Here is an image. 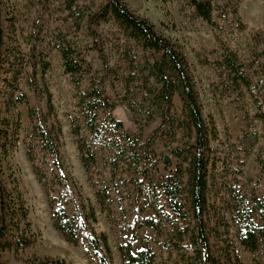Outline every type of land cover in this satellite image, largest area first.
I'll use <instances>...</instances> for the list:
<instances>
[{
	"label": "rangeland",
	"instance_id": "374dc122",
	"mask_svg": "<svg viewBox=\"0 0 264 264\" xmlns=\"http://www.w3.org/2000/svg\"><path fill=\"white\" fill-rule=\"evenodd\" d=\"M2 1L1 21L18 58L16 63L23 69L14 99L24 96L26 100L9 105L11 90L0 81V122L9 121L17 133L15 147L3 161L4 179L10 190L18 187L23 195L35 243L20 251L0 252V263L27 264L36 257H52L64 258L69 264H101L85 238L73 244L54 224L57 209L65 208L70 215H77L78 205H84L94 207L97 221L93 226L98 233L108 235L114 264H123L120 248L129 242L134 251L149 247L155 255L154 264H209L206 253L198 254L189 236L180 241L175 227L160 224L155 230L142 225L146 218L155 219V212L144 200H136V184L129 182L136 172L123 154L91 141L89 124L78 104L77 90L64 70L58 45L72 42L96 72V83L103 80L102 87L113 107L101 113L98 123H104L109 113L123 122L124 131L135 143L126 149L137 151L143 160L150 159L149 176H139L147 187H159L168 175H175L181 161L173 150L195 141L186 128L178 92L169 108L172 122L161 128V83L153 74L160 54L144 51L128 40L114 21L102 22L98 27L100 43L111 67L106 72L93 47L88 17L82 18L78 29L75 12L71 13L67 0ZM76 1L74 8L81 15L85 9L96 11L104 3ZM125 1L160 33L182 46L204 116L207 121L213 119L218 129V137L212 140L217 163L209 193L211 215L206 219L214 255L220 258V264H237V255L243 264H264V249L253 252L239 239L247 215L243 210L253 208V197L264 199V122L258 117L264 110V0H211L217 26L198 16L188 0ZM229 51L236 53L252 78L251 87L233 78L226 61ZM44 61L50 63L46 72ZM2 74L11 77L10 72ZM88 86L89 82L84 81L81 90L86 91ZM49 92L52 105L48 102ZM255 97H259L261 106ZM245 112L252 125L245 119ZM41 126L58 146L62 168L43 148ZM81 143L90 146L95 160L81 151ZM183 165L188 166L187 162ZM187 180L185 171V198ZM190 218L194 224L191 214ZM262 220L261 214L254 211V224L262 225ZM174 242H181L185 252L168 247Z\"/></svg>",
	"mask_w": 264,
	"mask_h": 264
},
{
	"label": "trees",
	"instance_id": "16d2710c",
	"mask_svg": "<svg viewBox=\"0 0 264 264\" xmlns=\"http://www.w3.org/2000/svg\"><path fill=\"white\" fill-rule=\"evenodd\" d=\"M67 1L71 13L75 12L76 16L74 15L73 18L78 29L81 27L82 18L88 17V29L94 38L93 47L97 50L106 72L111 67L105 49L100 43L98 27L102 22L114 21L128 40L134 41L144 51H154L160 54V60L153 65V74L161 83V88L158 90L163 116L161 128L164 130L166 125L172 122L169 108L172 105L174 94L178 92L183 103L186 128L194 135L195 141L190 145L177 147L173 150V153L181 161L176 168L175 175H168L159 187H147L144 181L139 179V176L141 174L145 177L149 176L150 159L143 160L137 151L130 152V149H126L127 146L135 143L132 136L124 131L123 122L109 113L105 116L104 123H98L101 113L104 114L107 108L113 107L102 87L103 80L100 79L101 84L96 83L98 78L96 72L72 42L67 41V43L63 42L58 45L64 70L77 90L78 104L89 124L91 141L100 142L111 150H117L123 154V158L132 164L136 172L135 177L129 181L136 184V200L139 203L144 200L147 206L155 212L156 218H146L142 225L155 230L160 224L171 225L177 229L180 241L185 236H189L197 253L200 255L202 252L206 253L209 264H220V258L216 257L212 251L211 237L206 221L207 217L210 218L211 215L209 193L214 179L213 170L217 163L216 155H213L215 151L212 147V140L218 137V129L213 119L207 121L204 116L195 79L182 46L172 38L160 33L148 18L136 14L125 0H104V3L96 11L88 12L85 9L82 11V15L74 8L76 0ZM188 2L198 16L212 26H217L213 13L214 5L211 0H188ZM3 11V1L0 0V81L3 80L5 86L11 90V94L8 95L11 100L9 105H16L18 102H26L24 96L14 99V93L19 89V79L23 69L22 65L16 63L18 58L7 40L6 29L1 21ZM32 50L35 52L36 46H33ZM226 61L235 81L247 88L251 87L253 80L245 73L244 65L239 62L236 53L229 51ZM49 68L50 63L44 61L43 71L46 72ZM4 71L10 72L11 77H3ZM84 81L89 82L86 91L81 90ZM254 100L258 106L262 105L259 97H255ZM48 102L52 105V93L50 92L48 93ZM38 116L39 114L34 118H38ZM258 117L264 122V110L258 113ZM245 119L249 124H253L248 112H245ZM10 126L9 121L0 122V252L20 251L35 243V238L31 235L32 225L23 195L18 187H15V190H10L4 179L3 161L7 158L11 148L15 147L17 137V133L13 132ZM19 128L20 123L17 119L16 130ZM39 134L43 148L62 168L59 149L51 134L42 126L39 129ZM80 149L83 152H88L90 160H95V155L90 152L89 145L81 143ZM132 149L134 148L132 147ZM184 162L188 164L185 168ZM185 171L188 172L187 198L184 197L185 189L183 187ZM253 198V208L243 210L247 215L244 216V230L240 231L239 239L243 246L255 252L260 248L264 249V199ZM254 211L261 214L262 225L254 224ZM190 214L194 224L191 223ZM96 221L94 207L78 205L77 215H70L65 208L57 209L54 212L55 227L67 241L77 244L83 237L101 264H114L109 237L107 234L98 233L95 230L93 223ZM182 222L185 224L181 226ZM168 247L175 248L179 252L186 250L181 242L170 243ZM120 251L123 264H154L155 255L149 247L134 251L133 243L129 242L121 247ZM235 263L243 264L238 255ZM27 264H69V262L64 258L36 257ZM195 264L201 263L196 262Z\"/></svg>",
	"mask_w": 264,
	"mask_h": 264
},
{
	"label": "water",
	"instance_id": "95a60500",
	"mask_svg": "<svg viewBox=\"0 0 264 264\" xmlns=\"http://www.w3.org/2000/svg\"><path fill=\"white\" fill-rule=\"evenodd\" d=\"M166 161H167V162H169V161H170V159H169L168 157H166Z\"/></svg>",
	"mask_w": 264,
	"mask_h": 264
}]
</instances>
